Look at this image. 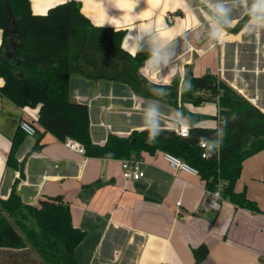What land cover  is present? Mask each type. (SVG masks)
<instances>
[{
  "label": "crops",
  "instance_id": "crops-1",
  "mask_svg": "<svg viewBox=\"0 0 264 264\" xmlns=\"http://www.w3.org/2000/svg\"><path fill=\"white\" fill-rule=\"evenodd\" d=\"M69 0H30L35 15ZM94 26L126 30L123 49H138L142 35L155 51L142 73L151 81L170 84L187 70L195 76L216 75L239 95L264 112V28L250 22L237 33L233 28L247 14L252 0H140L135 9L128 0H76ZM196 1L198 3H196ZM229 9L227 23L217 18L211 5ZM220 28L219 39L213 26ZM3 30L0 29V48ZM18 41L14 26L4 47L11 65ZM3 80L0 79V86ZM107 84V85H106ZM72 98L88 104L91 135L102 145L109 134L128 136L142 131L141 116L151 108L160 113L166 129L188 122L174 108L137 97L121 85L72 81ZM193 113L215 116L217 104L187 105ZM39 108L18 107L0 94V199H7L15 183L25 204L38 205L46 197H62L69 204L73 225L85 232L75 249L79 264H195L193 250L209 249L202 264H264V150L246 160L235 190H245L259 203L260 213L237 208L228 201L219 212L204 211L205 184L199 176L174 174L163 153H141L145 175L136 182L121 178L122 160L91 158L69 150L47 133L38 142L27 137L17 152L21 171L7 167L12 140L21 122L40 129ZM217 128L219 123L202 122ZM244 187V188H243ZM180 203V206L177 205Z\"/></svg>",
  "mask_w": 264,
  "mask_h": 264
},
{
  "label": "trees",
  "instance_id": "trees-1",
  "mask_svg": "<svg viewBox=\"0 0 264 264\" xmlns=\"http://www.w3.org/2000/svg\"><path fill=\"white\" fill-rule=\"evenodd\" d=\"M249 20L247 14L233 28L221 25L237 33ZM12 25L18 41L17 66L4 57ZM0 29V94L18 107L39 108L38 142L47 133L63 142L73 139L84 146L86 156L101 159L170 153L196 168L207 190L215 191L222 185L226 201L237 208L261 212L245 190L236 192L235 187L244 162L264 150V112L216 75L207 72L195 76L189 69L170 84L151 81L141 71L155 54L147 36H141L135 55L127 53L122 47L127 31L94 26L76 0L53 7L46 15H35L30 0H0ZM76 77L121 85L137 97L174 108L188 122L189 136L165 130L150 138L142 130L128 136L109 134L104 144H95L89 106L72 98ZM207 101L217 104V115L193 113L187 107ZM206 120L219 123V128L201 126ZM27 137L19 127L12 140L8 168L22 170L17 152ZM201 138L219 140V151L211 153V158H202ZM149 139L156 142L150 144ZM84 237L85 232L73 225L70 206L62 197H46L35 206L25 204L15 183L9 197L0 199V264H79L74 253ZM193 255L195 264H202L209 249L202 245Z\"/></svg>",
  "mask_w": 264,
  "mask_h": 264
},
{
  "label": "built area",
  "instance_id": "built-area-1",
  "mask_svg": "<svg viewBox=\"0 0 264 264\" xmlns=\"http://www.w3.org/2000/svg\"><path fill=\"white\" fill-rule=\"evenodd\" d=\"M179 125L181 127L175 126V128H171V129H174L176 133L181 137H188L190 132L183 129V127H188L190 129L189 124L180 123ZM20 128L28 137H35L37 135L36 127L29 121L21 122ZM218 128L219 126L215 129ZM205 142L208 143L211 153H215L219 151V147H220L219 140L212 142L209 141H205ZM64 143L69 150L74 151L77 154L86 156V150L84 146L81 145L76 140L67 139L64 141ZM217 146H218V150H217ZM206 155L207 154L205 153L204 150L202 158L207 159ZM163 159L167 163L169 169L174 174H176L178 171H183L194 176H199V172L196 168L190 166L182 159H180L179 157L173 154L163 153ZM121 163H122L121 178L125 182H136L144 177L145 172L142 168V162L135 155H132L127 159H123ZM221 187L222 185H219V187L215 191H210L206 189V194L202 200V208L204 211L219 212L221 210L222 203L225 201V199L222 196ZM177 205L180 206V203H177Z\"/></svg>",
  "mask_w": 264,
  "mask_h": 264
},
{
  "label": "clouds",
  "instance_id": "clouds-1",
  "mask_svg": "<svg viewBox=\"0 0 264 264\" xmlns=\"http://www.w3.org/2000/svg\"><path fill=\"white\" fill-rule=\"evenodd\" d=\"M128 3L132 5V8L135 9L137 5L140 3V0H128ZM211 11L214 13L215 17L217 18V25L223 21L228 22L227 17L229 13V9L224 6L223 3H216L211 5ZM249 18L250 22L256 26L264 28V0H252V4L249 8ZM214 25L212 35L214 38L219 39L220 35V28ZM132 54H135L138 49L133 47ZM143 131H146L148 136L157 137L165 130H174V129H166L160 121V113L156 108H151L146 112V125L142 126ZM178 127H181L178 125ZM186 131H191L188 127H183ZM207 131H214L213 129H207ZM220 135H225L221 133ZM148 143H155L154 139L147 140ZM200 147L205 150L206 158H211V150L209 148L208 143H206L203 138L198 141ZM218 150V146H217Z\"/></svg>",
  "mask_w": 264,
  "mask_h": 264
},
{
  "label": "rangeland",
  "instance_id": "rangeland-1",
  "mask_svg": "<svg viewBox=\"0 0 264 264\" xmlns=\"http://www.w3.org/2000/svg\"><path fill=\"white\" fill-rule=\"evenodd\" d=\"M107 85V84H106ZM124 87V86H123ZM126 89V88H125ZM137 118L140 120V121H146V113H143L141 116H137ZM237 184V183H236ZM262 184L264 185V181H262ZM244 188V187H243ZM263 191H264V189H263ZM246 194H247V192H246ZM247 197L249 198V196H248V194H247ZM261 199V202H262V204L264 205V194L260 197ZM250 199V198H249ZM252 200V199H251ZM252 201H255V200H252ZM256 203H257V205L259 206V203L257 202V201H255ZM261 210V209H260ZM262 210H264V209H262Z\"/></svg>",
  "mask_w": 264,
  "mask_h": 264
}]
</instances>
